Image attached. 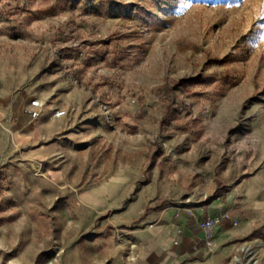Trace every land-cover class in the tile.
Returning <instances> with one entry per match:
<instances>
[{"label":"rangeland","instance_id":"rangeland-1","mask_svg":"<svg viewBox=\"0 0 264 264\" xmlns=\"http://www.w3.org/2000/svg\"><path fill=\"white\" fill-rule=\"evenodd\" d=\"M261 200L264 0H0V264H146L131 230L184 204L262 264Z\"/></svg>","mask_w":264,"mask_h":264},{"label":"crops","instance_id":"crops-1","mask_svg":"<svg viewBox=\"0 0 264 264\" xmlns=\"http://www.w3.org/2000/svg\"><path fill=\"white\" fill-rule=\"evenodd\" d=\"M106 194L107 210H112L111 205L116 206L119 202L115 186L109 184ZM232 199L233 197L230 198V201ZM249 200L251 203V200L256 199L246 195L243 201L248 203ZM103 203L104 200L100 202V204ZM262 203L264 200H261L260 204L262 205ZM140 207L141 200L137 199L125 210L120 211L122 214H118L117 218L120 219L123 213L127 214V212L136 209L126 218V220H131ZM218 207V203L214 205V208ZM258 209L260 208L255 207V210ZM113 215L115 213L111 215V218ZM205 215L202 207H190L188 204L167 205L160 210L149 212L144 218L143 224L131 230L135 243L144 252L146 264H224L231 255L233 256V245L230 240L241 229L230 228L227 221H223L214 229L212 247L207 248L203 244V233L198 227V220ZM149 222L150 226L145 228Z\"/></svg>","mask_w":264,"mask_h":264},{"label":"built area","instance_id":"built-area-1","mask_svg":"<svg viewBox=\"0 0 264 264\" xmlns=\"http://www.w3.org/2000/svg\"><path fill=\"white\" fill-rule=\"evenodd\" d=\"M42 108V104L37 99H32L28 103L27 112L31 117H38ZM63 111L55 112L54 116L59 117L63 114ZM230 216L228 213H224L221 216L205 215L198 220V227L203 233V244L205 247L210 248L213 245L214 229L219 226L223 221H228ZM181 232V230H179ZM177 243V241H175Z\"/></svg>","mask_w":264,"mask_h":264},{"label":"bare ground","instance_id":"bare-ground-1","mask_svg":"<svg viewBox=\"0 0 264 264\" xmlns=\"http://www.w3.org/2000/svg\"><path fill=\"white\" fill-rule=\"evenodd\" d=\"M263 242L260 240H255L251 245H246L242 248V250L246 253V256L249 260V264H255L259 261L258 259V251L262 247ZM233 262L230 264H233L234 262H239V256H234L233 257ZM264 264V261L262 262Z\"/></svg>","mask_w":264,"mask_h":264},{"label":"trees","instance_id":"trees-1","mask_svg":"<svg viewBox=\"0 0 264 264\" xmlns=\"http://www.w3.org/2000/svg\"><path fill=\"white\" fill-rule=\"evenodd\" d=\"M217 196L218 195L213 196L210 201L214 200ZM210 201L208 203H210Z\"/></svg>","mask_w":264,"mask_h":264}]
</instances>
